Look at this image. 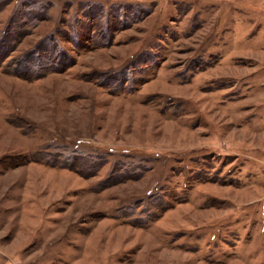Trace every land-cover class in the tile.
<instances>
[{
  "label": "rangeland",
  "instance_id": "rangeland-1",
  "mask_svg": "<svg viewBox=\"0 0 264 264\" xmlns=\"http://www.w3.org/2000/svg\"><path fill=\"white\" fill-rule=\"evenodd\" d=\"M0 264H264V0H0Z\"/></svg>",
  "mask_w": 264,
  "mask_h": 264
}]
</instances>
